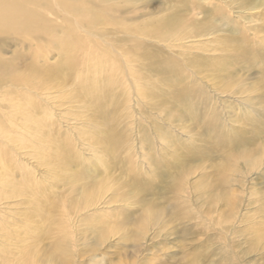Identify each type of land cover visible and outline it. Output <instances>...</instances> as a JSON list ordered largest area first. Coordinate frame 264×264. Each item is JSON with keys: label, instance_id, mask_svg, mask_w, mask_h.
Segmentation results:
<instances>
[{"label": "bare ground", "instance_id": "6f19581e", "mask_svg": "<svg viewBox=\"0 0 264 264\" xmlns=\"http://www.w3.org/2000/svg\"><path fill=\"white\" fill-rule=\"evenodd\" d=\"M171 1L167 13L144 18L140 14L145 11L147 0H0V40L16 38L29 52L14 53L7 59L0 49V142L21 149L27 147L24 142L29 136L35 138L41 146L37 152L41 165L50 169L61 189L56 192L44 189L30 170L14 164L10 157L12 151L2 144L0 178L2 186L9 188L8 197L24 196L38 222L45 221L50 226L45 229L36 224V220H31L28 231L29 238L35 240L43 235L52 238V251L45 256L50 261L63 264L69 254V235H72L70 219L97 209L98 198L107 191H114L113 199L117 203L127 198L121 191L123 188L137 198L139 196L136 201L141 202L144 210L141 220L136 222L140 235L148 224L155 222L156 225L162 218L164 212H156V203L144 200L147 193L153 194L154 182L143 179L141 172L136 171L133 155L129 159L132 150L127 131L130 130L125 121L130 117L127 111L130 104L140 116L142 104L160 115H173L174 121L191 117L201 120L198 105L205 104L203 109L210 111L212 120L205 126L211 138V150L223 153V161L215 166L221 174L220 185H210V191L219 189L222 194L225 191L223 185L234 183L232 176L242 180L245 175L238 169V163L246 166V175L264 163V125L258 119L264 112L261 105L264 102V80L261 81L263 91L260 86L238 87L239 83L234 88L232 82L236 68L261 67L264 71V0H218L213 5L211 2L209 7L204 4L207 0ZM208 13L218 18L212 20L214 24L198 19L199 14L208 16ZM227 32L238 35H220ZM209 36L214 37L213 43H204L203 38ZM141 39L145 43L139 41ZM195 42L204 45L198 47ZM150 43L161 44L168 53ZM52 54L58 57L54 62H50ZM191 74H200L216 83V79L222 81L219 87L223 94L233 91L243 95L248 92L244 97L247 101L260 100L258 111L253 112L255 117L246 114L240 123L241 128L230 134L231 140H223L227 136L223 138L217 122L218 112L208 104V98L194 90L192 82L185 83ZM53 92L63 94L66 103L85 109L80 117H87L86 123H91L94 132L90 137L83 136L88 140L87 146L83 144V153L90 148L94 161L82 156V151L77 150L80 144L74 145L72 138L61 131L53 119L52 107L41 98ZM256 122L260 124L255 127ZM136 135L143 137L146 130L139 129ZM260 139L262 144L257 143ZM186 152L196 158L202 150L189 148ZM126 163L130 164L126 171L132 180L120 183L113 171L117 164ZM153 166L155 173L156 166ZM179 167L181 165L174 171ZM185 170L186 167L178 170L177 178H182ZM12 172H18L20 179H9ZM162 173L157 176L165 177ZM177 178L172 190L181 192L186 183L177 181ZM226 194L223 197L226 198ZM89 214L83 216L81 225L84 232L96 236L94 239H101L105 229L114 233L128 231V220H122L117 213L100 212L97 217ZM261 228L255 232L256 239H264V227ZM30 250L28 246L23 250L22 264H38L36 258L39 257L32 255L35 252Z\"/></svg>", "mask_w": 264, "mask_h": 264}, {"label": "rangeland", "instance_id": "374dc122", "mask_svg": "<svg viewBox=\"0 0 264 264\" xmlns=\"http://www.w3.org/2000/svg\"><path fill=\"white\" fill-rule=\"evenodd\" d=\"M147 1L148 4L146 3L145 11L140 14L144 18L161 16L160 14L167 13L169 7L172 5L171 0L169 3L166 0ZM217 1L207 0L204 4H206V7H209L211 2L213 5ZM206 14H199L198 19H201V22L204 20L203 22L207 21L206 23L212 24H214L213 21L215 19H218L215 16L213 18V14L208 13V16ZM235 14L239 15L238 11H235ZM207 17L210 19L206 20ZM237 18L235 17L236 20ZM220 35L237 36L238 34L227 32ZM1 39L0 47L2 48L0 49L3 51L2 56L4 58H12L14 53H29L27 48L19 43L16 38ZM213 39L214 37L212 38V36L205 37L203 38V42L212 44ZM139 41L144 42L142 39ZM204 43L195 42L198 47H202ZM149 45L162 49L164 53H168L166 51L167 48L165 47V49L161 44L150 43ZM205 53L210 54L208 52ZM52 55L50 62H54L58 58L57 55ZM186 72L190 75L189 71ZM233 79L232 82L235 83L234 88L239 83L241 85L238 87L244 86V88L250 89L252 87L259 88L260 86L263 91L261 81L264 80V71L261 67L254 69L245 68L242 70L236 68ZM216 81L217 83L210 78L200 76V74H191L189 80L185 83L189 84L192 82V88L206 96L208 104L216 108L218 112L217 119H219L217 122L221 126L220 131H223L221 134L223 138L227 136L225 139H222L229 141L231 140L229 136L232 134V131L241 128L240 123L246 114L248 115L249 113L255 117L254 113L260 107L258 104L260 100L253 102L252 99H248L247 101V98L244 97L248 95V92L243 95L233 91L223 94L220 89L222 81L219 82L218 79ZM237 90L239 91L241 88ZM257 97L260 98L259 95ZM41 98L46 99L49 103L48 106L52 107L54 113L53 119L57 121L59 129L68 134L69 138H72L71 141L74 145L78 146L80 144L77 150L79 151L80 149V153L82 151V156L94 161L91 157L92 152L90 148H87L83 153V144L86 143V146L88 144V140H84L83 136L90 137L94 132L92 130L94 127L91 123L90 125L86 123L88 121L87 117H80V114L85 109L82 110L79 105L66 103L67 100L63 94L58 92L45 96L42 95ZM42 102L44 104L45 101ZM251 103L254 105L251 106ZM131 105H129L130 110H127L130 113L131 119L129 117L125 121L127 123L126 127L129 126L130 130L127 131V138L132 150L129 159H132L133 155L135 158L133 165H135L136 171L141 172L139 173L142 174L143 179L154 182L155 190L153 194L147 193L144 200L146 202H155L156 206H158L157 208L155 207L156 212H164L162 218L159 219L156 225L155 222L148 224L143 230V234L140 235L136 222L141 220L144 210L141 202L139 204L136 201L139 196L137 198L127 188H123L121 191L127 198L117 203L113 199L114 191H107L98 198L97 209L89 212L90 214L83 212L70 219L71 225L69 230L72 235H69V254L63 264H264V239L258 238V240L254 237L257 228L264 227V163L262 166L255 167L248 175L245 174L246 166L242 162L238 163V169L245 176L242 180L239 179V181L238 177L232 176L234 183L226 186L223 185L225 194L227 192L225 198L223 197L225 195L223 194L224 192L220 194L222 191H218L219 189L209 190L210 185L212 187L216 186L220 181L221 174L216 171L217 168L215 166H218L223 161V153L211 150V142L209 143L211 138L206 133L205 126L212 122V120L209 117L210 111L203 109L205 104L202 106L198 105V112L203 117L201 120L198 118L194 120L191 117L189 120L183 119L180 121H174L173 115H169V113L160 115L158 112L151 111L142 104L139 110L140 116L136 111L132 110ZM261 105L264 107V102H261ZM207 108L209 107L207 106ZM258 119L264 125V112H262V116L261 114L259 115ZM257 122L255 123V127L260 124ZM139 129L146 130V135L143 137L139 136L140 139L136 135ZM18 131L19 133H24L22 130ZM34 142L36 143L35 138L29 136L26 143L24 142L27 145V147H24L25 149H13L9 147L10 145L8 146L3 142H0V144L6 145L7 149L13 152H10V157L15 165L30 170L34 179L41 183L44 189L56 192L61 188L55 182V175L51 173L50 169L48 170L44 164L41 165L40 156L37 153L41 146H38ZM257 143L262 144L261 139ZM203 144L207 145L204 146ZM198 145H200V148ZM189 148L191 150H202V153L193 158L190 152H186ZM208 155L210 156L209 159ZM125 156L122 155V157ZM127 164H117L114 168L113 174L116 177L115 179H119L120 183L132 180L131 176H127L128 168H130V164ZM153 165L156 166L155 173ZM179 165H181V168H187L185 173H182V178H177L180 174L178 171L181 169L180 167L177 171H174V168ZM160 172L165 173V177H162L163 179L157 176ZM3 178L6 179L7 177ZM8 178L19 180L20 174L12 172ZM176 178L177 181L184 180L186 183L181 192L172 190L173 182ZM234 178L236 181H234ZM1 179L0 264H22V261H20L21 254L27 246L29 250L31 249V253L35 252L32 255L35 254V256L39 257L36 258L38 264H59L57 261H50L45 257L52 251L53 240L50 236L43 235V237H40V239L36 238V240L33 237L29 238L28 231L31 220H36V224H41L45 229L50 226L45 224V221L42 223L38 222L37 216L32 215L31 205L24 196L16 197V199L15 197H8L7 192L9 188L2 186ZM100 212L119 214L122 220H128L126 223L128 225L126 226L130 228L128 227V231L125 230L126 233H123L124 230L114 233L111 230L105 229L106 233L102 235L101 239H94L96 236L84 232L83 225L81 224L83 223V218L88 216V214L97 217L100 215ZM173 215H176V219ZM32 238L33 240L31 241ZM96 240L99 241L96 243Z\"/></svg>", "mask_w": 264, "mask_h": 264}]
</instances>
